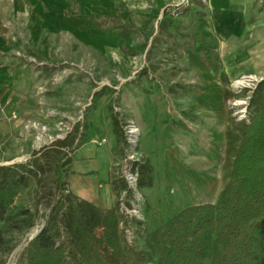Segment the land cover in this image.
<instances>
[{
  "label": "rangeland",
  "instance_id": "1",
  "mask_svg": "<svg viewBox=\"0 0 264 264\" xmlns=\"http://www.w3.org/2000/svg\"><path fill=\"white\" fill-rule=\"evenodd\" d=\"M188 1L161 7V0H57L27 9L30 21L43 23L29 25L3 94L17 99L10 117L22 114L26 120L15 123L27 131H0V165L27 163L40 150L53 154L48 148L69 135L74 143L60 159L52 156L40 184L32 180L14 197V209L28 208L36 218L30 229L11 235L7 264L18 263L45 225L63 185L70 190L67 173L81 185L96 177L100 187L78 191L102 205L109 204L105 184L126 182L115 200L130 210L127 242L139 249L180 210L217 200L240 142L234 128L249 120V97L264 70L225 73V81L219 71L216 79L196 67L173 29L160 24L166 7ZM211 79L214 85L205 82ZM112 114L133 131L134 142L116 144ZM68 157L70 165H63ZM134 163L150 167V187H137ZM127 170L135 172V186L128 185Z\"/></svg>",
  "mask_w": 264,
  "mask_h": 264
},
{
  "label": "trees",
  "instance_id": "2",
  "mask_svg": "<svg viewBox=\"0 0 264 264\" xmlns=\"http://www.w3.org/2000/svg\"><path fill=\"white\" fill-rule=\"evenodd\" d=\"M160 24L161 30L171 27L187 53L207 70L221 67L220 39L205 30L195 0L166 7ZM121 34L126 40L128 35ZM221 77L225 79L224 72ZM247 108L249 120L234 128L240 142L230 178L214 203L180 210L150 233L139 249L127 242L121 227L127 217L118 201L101 208L63 185L50 204L45 225L17 264H264V79L252 89ZM111 125L116 144L123 145L124 128L114 114ZM73 143L74 136L69 135L48 148L53 154L40 150L27 163L0 165V264H7L14 249L11 235L30 229L36 218L28 208L14 209V197L30 181L40 184L52 156L60 159L61 150ZM70 163L68 157L62 164ZM134 166L139 174L137 187H150V167ZM122 182L121 187L112 183L116 193L126 189Z\"/></svg>",
  "mask_w": 264,
  "mask_h": 264
},
{
  "label": "crops",
  "instance_id": "3",
  "mask_svg": "<svg viewBox=\"0 0 264 264\" xmlns=\"http://www.w3.org/2000/svg\"><path fill=\"white\" fill-rule=\"evenodd\" d=\"M55 1L57 0H0V131H17L19 125L17 126L15 122L18 121L21 124L23 120H26L18 111V115L15 113L17 118L10 117L11 113L16 110L15 107L18 102L16 98L10 99L7 96L9 93L3 95L13 82L10 72L19 67L13 63L12 56L25 50L24 35L31 31L29 25L38 22L30 21L26 11L28 8L41 7L44 2L53 4ZM161 1V7H164L169 0ZM195 1L196 7L204 15L205 30L220 39L219 53L222 64L219 68L207 70L195 57L192 59V63L196 67L200 66V69L208 73L216 71H219L220 75L222 72L227 73L228 78L237 76L245 70L256 71L254 69L258 68L259 65L264 70V8L261 9L264 0ZM42 23L41 20L38 22L41 26ZM40 30L42 29L40 28ZM237 65L240 66L237 67ZM212 76L219 79V74L214 75L213 73ZM213 81L211 79L205 82H211L214 85ZM206 83L205 86L208 85ZM215 84H219V81L216 80ZM19 128V131H27L25 128ZM68 177L70 191L78 197L101 208H109L114 204L116 192L112 185H104V189L110 195L108 194L106 199L103 197L100 199L102 202L104 199L109 201L108 205H102L95 201L96 198L83 196L78 191L79 187L88 190L100 187L101 185L97 186L99 180L97 181L96 177H90L89 180L83 179L82 185L79 182H73L72 174Z\"/></svg>",
  "mask_w": 264,
  "mask_h": 264
},
{
  "label": "built area",
  "instance_id": "4",
  "mask_svg": "<svg viewBox=\"0 0 264 264\" xmlns=\"http://www.w3.org/2000/svg\"><path fill=\"white\" fill-rule=\"evenodd\" d=\"M12 117L15 118L16 115L13 114ZM124 132H125L126 141H128L129 143L134 142V140L132 139V135H131V133L133 131H125L124 130ZM103 142H105V139L104 138L101 139V141H99L98 143L101 144ZM133 169L135 171V168H133ZM134 173L135 172L129 173V171H128V176L126 177V179H127V183H128L129 186H131L130 184H132V183H134V186H135V174ZM120 205H121L120 206L121 213H123L124 216L127 217V220H125V222L121 223V227L124 229V232H125V235H126V239H127L128 235H130L129 221L131 219V215H130L131 213H130V210H128V208H126L125 206L123 207L122 204H120Z\"/></svg>",
  "mask_w": 264,
  "mask_h": 264
},
{
  "label": "bare ground",
  "instance_id": "5",
  "mask_svg": "<svg viewBox=\"0 0 264 264\" xmlns=\"http://www.w3.org/2000/svg\"><path fill=\"white\" fill-rule=\"evenodd\" d=\"M240 81H241V80H240ZM243 81H245V80H243ZM194 164H195V163H194ZM194 164H193V165H194ZM197 165H198V164H197ZM180 183H181V182H180ZM184 186H185V185H184ZM184 186H183V187H184ZM187 188H188V187H187ZM188 189H189V188H188ZM198 192H199V191H198ZM198 192H196V193H198ZM189 193H190V192H189ZM190 194H191V193H190ZM196 198H198V197H196Z\"/></svg>",
  "mask_w": 264,
  "mask_h": 264
}]
</instances>
